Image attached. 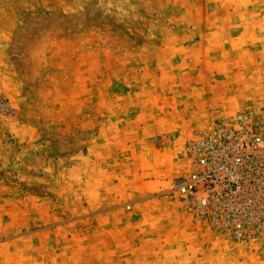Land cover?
<instances>
[{"label": "rangeland", "instance_id": "obj_1", "mask_svg": "<svg viewBox=\"0 0 264 264\" xmlns=\"http://www.w3.org/2000/svg\"><path fill=\"white\" fill-rule=\"evenodd\" d=\"M263 15L0 0V264H264V238L223 239L172 192L198 132L264 121Z\"/></svg>", "mask_w": 264, "mask_h": 264}, {"label": "built area", "instance_id": "obj_2", "mask_svg": "<svg viewBox=\"0 0 264 264\" xmlns=\"http://www.w3.org/2000/svg\"><path fill=\"white\" fill-rule=\"evenodd\" d=\"M188 169L172 192L199 222L223 238L254 244L264 238V121L241 113L198 132L182 152Z\"/></svg>", "mask_w": 264, "mask_h": 264}, {"label": "crops", "instance_id": "obj_3", "mask_svg": "<svg viewBox=\"0 0 264 264\" xmlns=\"http://www.w3.org/2000/svg\"><path fill=\"white\" fill-rule=\"evenodd\" d=\"M257 26H259L260 28L262 27L264 30V15H263V19H260V21L258 22V24H256ZM262 45L264 47V40H262L261 42L258 43V45L254 46V47H258ZM187 167V166H186ZM187 170V168H185V171ZM169 171V170H168Z\"/></svg>", "mask_w": 264, "mask_h": 264}]
</instances>
